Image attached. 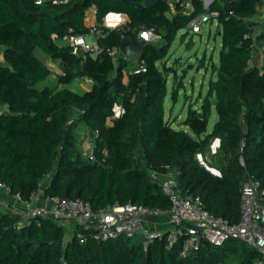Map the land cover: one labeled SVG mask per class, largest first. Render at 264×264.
Returning a JSON list of instances; mask_svg holds the SVG:
<instances>
[{
  "label": "trees",
  "instance_id": "obj_1",
  "mask_svg": "<svg viewBox=\"0 0 264 264\" xmlns=\"http://www.w3.org/2000/svg\"><path fill=\"white\" fill-rule=\"evenodd\" d=\"M262 1L209 4L208 9L218 13L221 48L213 66L215 79L209 80L200 107H189L183 120L193 138L164 117V74L169 69L162 71L156 63L167 55L177 32L193 16L208 11L203 0H190V12L182 11V0H157L142 9L123 0H0V181L10 187L8 196L19 194L27 200L41 187L45 196L79 197L93 209L131 202L165 210L169 199L150 173L163 174L169 165L179 170V185L200 196L210 213L237 222L244 177L252 175L264 187V69L248 65L255 40L252 18ZM92 7L100 49L82 59L68 37L88 33L85 17ZM109 12L125 15V23L105 27L103 18ZM141 25L152 28L163 43L138 39ZM124 36L145 45L137 55L145 71L129 72L127 57L115 63L107 54L106 48L119 47ZM34 50L59 65L53 85L38 86L51 68ZM82 75L93 80L89 90L78 93L67 87ZM180 86L173 85V101ZM212 99L218 116L205 134ZM116 102L124 113L112 118ZM81 125L98 130L92 160L79 146ZM213 136L219 137L224 158L219 175L196 159ZM67 230L47 217L21 223L0 208V264H259L262 258L260 251L237 238L221 245L202 240L198 250L182 257L178 245L166 247L165 238L144 249L140 240H81Z\"/></svg>",
  "mask_w": 264,
  "mask_h": 264
},
{
  "label": "built area",
  "instance_id": "obj_2",
  "mask_svg": "<svg viewBox=\"0 0 264 264\" xmlns=\"http://www.w3.org/2000/svg\"><path fill=\"white\" fill-rule=\"evenodd\" d=\"M42 0H35L40 3ZM53 3H64L67 0H50ZM177 1V0H176ZM207 9L212 0H206ZM184 12H190L192 5L190 0H182ZM112 14V15H111ZM103 18V25L107 28H116L125 23L117 13H111ZM216 11L208 9L205 13L193 16L182 30L188 37L201 31L202 24L217 16ZM110 16V17H109ZM255 16L264 19V0L258 6ZM88 33L70 35L68 40L72 51L85 59L86 53L99 50L98 22L96 21V9L92 7L85 17ZM120 22V24H119ZM181 30V29H180ZM155 34L152 28L140 26L137 32L138 39L148 40L149 35ZM254 37V36H253ZM255 42V40H254ZM115 63L120 57H125L119 47L106 48ZM249 67L258 66L264 69V51L253 52L248 63ZM144 60H139L129 72L145 71ZM91 86L92 78L82 75L78 78ZM113 116L117 118L124 113L121 103H114ZM84 144L89 159H94L95 139L97 129L85 128ZM241 161L242 158L240 157ZM164 180L159 181V172L151 170L154 181L160 183L161 190L168 197L170 205L168 209L150 207L143 204L125 203L106 205L100 209H93L91 205L79 197L64 198L57 196H45L42 188L31 191L25 200L19 194H11L13 200L25 207H11L2 197L1 193L9 195L10 187L0 181V208L5 209L19 217L21 223H28L36 217H47L59 221L70 234L76 233L81 240L91 237L97 241H105L119 237L131 238L139 236L144 249L150 242L165 238L166 247L179 246L182 257H188L199 249L202 240L214 245H221L230 238L240 239L256 248L262 253V258L257 261L264 264V187L261 181L252 175H247L240 185V218L237 222H229L222 216L210 213L204 206L200 196L193 195L183 189L178 183L179 170L169 165L165 166ZM219 175V171L217 173ZM73 222L74 226L69 223ZM78 229V230H77ZM65 243L62 244L64 246Z\"/></svg>",
  "mask_w": 264,
  "mask_h": 264
},
{
  "label": "rangeland",
  "instance_id": "obj_3",
  "mask_svg": "<svg viewBox=\"0 0 264 264\" xmlns=\"http://www.w3.org/2000/svg\"><path fill=\"white\" fill-rule=\"evenodd\" d=\"M174 3L176 0H168ZM204 6L207 5L206 0H203ZM120 24V22H119ZM220 27L217 24L216 18L204 22L199 33L193 34L192 43L185 48L184 44L188 41L189 36L184 35L183 39H179L180 33L185 30H179L175 39L170 45L167 55L158 60L156 65L160 70L169 69L164 75L167 80V95L164 101V117L171 126L178 130H183L191 137L196 138L192 129L183 123L189 107L198 109L205 97L210 79H215L216 73L213 72V66L218 61L219 50L221 48V36L218 34ZM191 34V33H190ZM259 37H261L259 35ZM152 43L159 46L163 40L156 36ZM2 48L0 47V52ZM130 66L128 70L133 68L137 62V55L130 54L127 56ZM58 68L52 66L50 76L38 86L44 84L53 85L56 82ZM74 80L73 82H75ZM73 82L67 85L68 88L79 90L73 85ZM174 84H181L178 90L176 101L171 98L172 88ZM80 91V90H79ZM217 111L215 108V99H212L211 115L207 124L206 133L211 132L214 122L217 120ZM83 125L78 128L79 146L86 152V147L83 140L85 131ZM204 134V135H205ZM203 136V135H202ZM196 159L202 165L217 169L224 161L222 151L220 149V139L217 136L210 138L209 142L200 152L196 154ZM150 171V170H149ZM74 226V223H69ZM71 233V231H70ZM69 235V230H67ZM71 235V234H70ZM139 240V236L135 235L130 238V243H135Z\"/></svg>",
  "mask_w": 264,
  "mask_h": 264
},
{
  "label": "crops",
  "instance_id": "obj_4",
  "mask_svg": "<svg viewBox=\"0 0 264 264\" xmlns=\"http://www.w3.org/2000/svg\"><path fill=\"white\" fill-rule=\"evenodd\" d=\"M119 16H120V18L122 19V20H125L126 21V16L125 15H123V14H120V13H117ZM252 20L254 21V25H253V27H254V29H253V36H254V39H255V42H254V48H253V52H257L258 53V51H264V20L262 19V18H260L259 16H254L253 18H252ZM262 35L261 37H259V35ZM156 36H158L157 34H153V35H149L148 36V40L147 41H150V42H152V40L156 37ZM3 59H2V54H1V52H0V62L2 61ZM47 64L49 65V67L51 68V72H52V66L53 67H57L58 68V70H57V73L59 74L60 72H61V70H60V67H59V65L56 63V62H53L52 60H49V59H47ZM73 85L74 86H76L79 90H75V89H72L73 91H75V92H78V93H83V92H85V91H87V90H89L90 89V86L89 85H87L86 83H84L83 81H81V80H79V79H77L75 82H73ZM61 87V85H57V88H60ZM71 89V88H70ZM164 174H162V173H159L158 174V179H159V181H162V180H164ZM45 184H47V182L45 181V182H43V185H45ZM1 197L11 206V207H18V208H20V207H25V205L23 206V205H20V204H18V203H16L14 200H13V198L12 197H10V196H8V195H6V194H4V193H1Z\"/></svg>",
  "mask_w": 264,
  "mask_h": 264
},
{
  "label": "water",
  "instance_id": "obj_5",
  "mask_svg": "<svg viewBox=\"0 0 264 264\" xmlns=\"http://www.w3.org/2000/svg\"><path fill=\"white\" fill-rule=\"evenodd\" d=\"M123 1L131 3L133 6H135L138 9H142L144 7H152L153 5H155L157 0H144L143 3H138L135 0H123ZM110 14H111V12H109L107 15H110ZM218 34H220V31L218 32ZM184 35H185V33H180L179 39L182 40ZM192 38H193V34H190L188 41L185 42V44H184L185 48H188V44L192 43ZM144 47H145L144 44H137L128 36H124L121 39L120 45H119V49L125 57H127L130 54L139 55L144 50ZM34 56L42 62L47 61L46 56L42 52H40L39 50H34ZM204 166L211 173H213V174L218 173L217 169H215L213 167H211V168L207 167L206 165H204Z\"/></svg>",
  "mask_w": 264,
  "mask_h": 264
},
{
  "label": "bare ground",
  "instance_id": "obj_6",
  "mask_svg": "<svg viewBox=\"0 0 264 264\" xmlns=\"http://www.w3.org/2000/svg\"><path fill=\"white\" fill-rule=\"evenodd\" d=\"M112 15V14H111ZM110 17V16H109Z\"/></svg>",
  "mask_w": 264,
  "mask_h": 264
}]
</instances>
